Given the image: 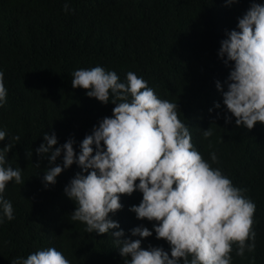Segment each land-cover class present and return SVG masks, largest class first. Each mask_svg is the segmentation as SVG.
<instances>
[{"label": "trees", "instance_id": "obj_1", "mask_svg": "<svg viewBox=\"0 0 264 264\" xmlns=\"http://www.w3.org/2000/svg\"><path fill=\"white\" fill-rule=\"evenodd\" d=\"M65 2L0 0V70L8 92L0 108V130L7 138L0 147L13 144L6 159L22 169L25 182H10L3 194L15 219L0 224V264L49 247L61 251L70 264H124L111 233L89 234L84 223L71 219L76 205L64 189L81 168L74 163L55 185L46 187L48 158L34 148L45 143V132H54V148L73 139L79 155L85 136L112 116L114 104L105 105L72 87L75 70L95 66L115 71L121 82L132 71L159 98L177 103L178 117L197 151L234 186L246 189L244 196L256 205L255 250L246 249L241 257L234 245L231 264H264V124L251 130L236 126L216 88L219 81L227 90L231 70L218 56L220 42L226 31L238 30V18L252 0H67L74 10L69 12L63 10ZM208 128L213 135L206 139ZM213 152L218 163L211 161ZM60 157L56 163L62 165L63 153ZM141 200L139 191L122 195L123 208L110 214L124 230L121 239H138L130 230L143 225L153 235L142 240V248L163 247L170 255L169 244L156 238L155 222L138 220L130 211Z\"/></svg>", "mask_w": 264, "mask_h": 264}, {"label": "clouds", "instance_id": "obj_2", "mask_svg": "<svg viewBox=\"0 0 264 264\" xmlns=\"http://www.w3.org/2000/svg\"><path fill=\"white\" fill-rule=\"evenodd\" d=\"M63 10L74 11L67 0ZM237 29L226 31L227 38L220 42L218 56L225 66L231 64V70L225 81L227 90L219 81L216 88L236 126L251 130L257 123L264 124V4L252 0L238 18ZM72 75L73 88L86 90L88 97L105 105H115L112 116L104 117L82 140L79 155L73 139L54 148L58 143L54 132H45V143L34 145L38 156L48 158L50 167L43 176L46 187L55 185L57 177L74 163L81 168L64 189L76 205L73 221L84 223L89 234L111 233L124 264H231L234 245L241 257L246 249L255 250V203L244 196L246 189L234 186L197 151L188 127L178 117L177 103L159 98L148 82L132 71L125 82L115 71L101 66L75 70ZM7 95L0 70V108L7 103ZM225 122L231 119L226 117ZM212 135L210 128L203 132L206 139ZM6 138L7 132L0 130V141ZM13 139L19 141L20 137ZM12 148L11 142L0 147V224L5 218L15 219L12 203L3 195L7 185L25 183L22 169L13 168L6 159ZM62 153V165L57 164ZM211 161L218 163L214 152ZM136 191L142 193V200L130 211L138 220L155 222L156 238L169 244L170 255L163 247L142 248V240L153 235L143 225L130 230L138 239H121L124 230L110 214L123 208L122 195ZM11 264L70 261L49 247L27 258L17 257Z\"/></svg>", "mask_w": 264, "mask_h": 264}]
</instances>
